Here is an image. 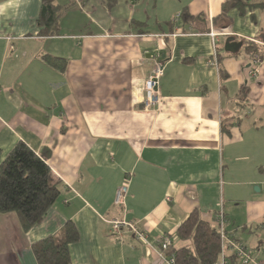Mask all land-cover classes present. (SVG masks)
I'll use <instances>...</instances> for the list:
<instances>
[{
	"label": "crops",
	"instance_id": "obj_1",
	"mask_svg": "<svg viewBox=\"0 0 264 264\" xmlns=\"http://www.w3.org/2000/svg\"><path fill=\"white\" fill-rule=\"evenodd\" d=\"M161 1L55 0L76 5L63 13L58 35L41 37L43 0H0V165L24 143L49 153L61 186L27 232L16 213L0 214V264H38L33 245L69 221L79 232L72 264H158L132 232L112 235L111 222L135 223L155 248L169 237L180 249L191 242L177 230L196 210L215 223L223 213L227 225L230 212L264 218L263 190L253 191L264 183V60L255 65L245 48L259 43L264 12L254 11L255 20L229 12V35L216 38L218 66L210 33H220L214 20L230 0ZM184 8L203 22H176ZM155 53L165 62L160 103L147 108ZM45 56L63 59L65 69ZM127 180L120 208L116 193Z\"/></svg>",
	"mask_w": 264,
	"mask_h": 264
},
{
	"label": "trees",
	"instance_id": "obj_2",
	"mask_svg": "<svg viewBox=\"0 0 264 264\" xmlns=\"http://www.w3.org/2000/svg\"><path fill=\"white\" fill-rule=\"evenodd\" d=\"M81 2L85 0H79ZM75 3L65 8L55 0H43L40 15L36 21L38 35L50 37L59 34L62 15L75 7ZM236 9L241 16L251 12H264V0H230L223 6L222 13L215 18L214 25L221 33H227L232 25L229 12ZM178 16V15H177ZM176 16V17H177ZM175 17V20H176ZM180 23L203 22V16H192L187 8L180 14ZM228 34V33H227ZM259 43H245L248 54L264 60V31ZM219 43L215 41L214 61L220 65ZM43 61L61 71L65 69L64 60L45 56ZM249 88L243 86L239 93L238 105L244 109L249 102ZM49 153L37 155L26 144L18 143L0 165V214L16 213L24 231H29L40 224L61 194L60 183L55 182L48 165ZM259 225V224H258ZM251 227L244 225L243 229ZM228 231V230H227ZM229 232V231H228ZM176 236L181 241L191 244L180 249H169L167 254H174L177 264H217L222 249L219 231L215 222L202 219L198 210L180 225ZM79 241V232L72 221L65 224L58 236H49L36 242L32 249L38 264H72L70 246ZM262 243L257 246L261 247Z\"/></svg>",
	"mask_w": 264,
	"mask_h": 264
},
{
	"label": "built area",
	"instance_id": "obj_3",
	"mask_svg": "<svg viewBox=\"0 0 264 264\" xmlns=\"http://www.w3.org/2000/svg\"><path fill=\"white\" fill-rule=\"evenodd\" d=\"M180 19V15L176 17V22ZM213 40L219 35H229V33H210ZM152 71L149 74L144 84V102L147 108H152L159 105L160 94L159 85L160 80L164 74L165 62L160 53H155L151 56ZM254 64L259 63V58L253 59ZM217 65L216 61L213 62ZM128 193V180L127 183L119 188L116 193L115 205L117 207H124L125 199ZM216 226L219 231L221 239V253L217 264H264V260L254 257V254L249 250L247 244L237 239L233 233L227 231V219L223 213L216 217ZM130 231L142 243H144L151 251L157 254L158 264H177L174 254H167V251L173 247L172 240L165 237L160 243L159 248H155L148 240V236L142 232L138 226L126 220H114L111 222V234L121 236L123 231Z\"/></svg>",
	"mask_w": 264,
	"mask_h": 264
},
{
	"label": "rangeland",
	"instance_id": "obj_4",
	"mask_svg": "<svg viewBox=\"0 0 264 264\" xmlns=\"http://www.w3.org/2000/svg\"><path fill=\"white\" fill-rule=\"evenodd\" d=\"M164 2L165 0L161 1V3ZM167 21L169 20L167 19ZM260 189L263 190L262 194H264V183H262L261 185L257 184L253 186V191L255 192V195H260L258 194ZM240 204L241 206L239 207V210L244 213L247 204L244 202H241ZM229 206L230 205H228V207ZM231 206H234V204L231 203ZM229 214L231 216L229 217L230 220L229 224L227 225V230L230 233H233L237 239L247 244L249 250L254 254V257L264 260V218L260 221L251 222L249 220H245L244 218L242 219L243 216H238L237 214H233L231 212ZM245 224H249V226L251 227L243 229V226ZM260 243H262V245L259 249H257V246Z\"/></svg>",
	"mask_w": 264,
	"mask_h": 264
},
{
	"label": "water",
	"instance_id": "obj_5",
	"mask_svg": "<svg viewBox=\"0 0 264 264\" xmlns=\"http://www.w3.org/2000/svg\"><path fill=\"white\" fill-rule=\"evenodd\" d=\"M228 45V44H227ZM226 50H228V46H226ZM258 189V188H257Z\"/></svg>",
	"mask_w": 264,
	"mask_h": 264
}]
</instances>
